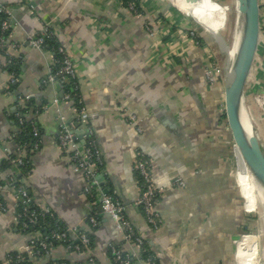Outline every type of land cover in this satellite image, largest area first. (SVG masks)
I'll use <instances>...</instances> for the list:
<instances>
[{"label": "crops", "instance_id": "1", "mask_svg": "<svg viewBox=\"0 0 264 264\" xmlns=\"http://www.w3.org/2000/svg\"><path fill=\"white\" fill-rule=\"evenodd\" d=\"M206 2L142 0L140 13L133 14L119 0H0L14 23L6 54L0 52V164L11 154L29 159V173L20 181L35 205L50 208L65 227H77L91 241L90 249L81 252L57 242L49 253L30 256L32 264H116L112 246L124 252L134 248L102 211L101 190L114 191L122 201L158 264H236L234 240L242 232L246 201L243 177L234 171L238 150L223 116L227 72L208 83L205 53L212 43L202 37L206 46L199 49L188 35L191 29L178 28L180 10L205 26ZM259 3L261 37L246 81L252 93L264 90V0ZM44 22L74 64L79 96L100 149L99 186L92 196L85 191L84 175L73 169L58 143L61 122H74L78 112L62 98L58 81L48 79L52 51L25 42ZM13 59L17 73L7 68ZM131 114L135 121L127 119ZM19 116L33 119L40 131L38 146L20 152L14 140ZM259 120L256 134L264 148V117ZM74 131L83 143L84 132ZM136 149L152 159L157 184L184 179L182 187L167 188L160 197L156 209L162 223L156 229L134 204ZM10 163L0 173L5 182L0 185L5 206L0 210V264L31 237H41L22 230L16 219L19 185L13 175L20 169L13 159Z\"/></svg>", "mask_w": 264, "mask_h": 264}, {"label": "built area", "instance_id": "2", "mask_svg": "<svg viewBox=\"0 0 264 264\" xmlns=\"http://www.w3.org/2000/svg\"><path fill=\"white\" fill-rule=\"evenodd\" d=\"M142 2V0H141ZM129 9L136 11L134 4L127 3ZM14 26L13 17L10 9L0 3V52L6 54V36L3 35ZM195 32L189 31V36L195 38ZM54 39V33L49 22H44L40 29L34 34H28L25 42L40 50H49L46 47V41ZM55 52L62 56L61 59L52 57L53 64L59 63V67L51 70L48 79L51 81H58L57 75H66L70 78H76V69L70 57L66 54L64 48L58 44L55 48ZM9 59V58H8ZM211 61V60H210ZM11 63V60H8ZM205 79L208 83L212 84L216 81V78L221 74V67L215 63L207 62L204 69ZM13 78L12 81H16ZM77 86L75 85L74 88ZM77 97V101L80 105L78 115L74 122L63 124L61 122L58 143L61 149L68 154L70 164L73 169L81 172L86 181L85 187L86 193L92 194L98 189L99 179L98 173L100 172L101 155L99 146L94 138L93 130L88 124L90 114L82 104L80 96L74 92ZM70 93L68 91H62V98L68 99ZM264 106V102H263ZM129 121H135V115H128ZM20 124L23 123V118L19 116ZM31 130V135L34 138L33 143L29 149L38 146V140L40 131L36 125V122L32 119L28 122ZM83 128V143L78 141L75 128ZM141 130V128H138ZM26 146V144H24ZM23 145V146H24ZM19 152L21 147L18 146ZM16 165L21 171V167H28L30 164L29 159L17 157L14 159ZM153 161L142 150L136 149L134 152L133 171L136 179V185L138 189V196L134 201V204L143 213L147 223L153 229H156L162 223L161 216L157 211V204L160 197L167 188L182 187L184 185V179L182 177H175L166 185H160L155 182L153 176ZM28 175V170L24 172ZM1 186H0V210H4L5 206L1 200ZM17 201L19 204V210L16 212V219L19 222L21 229L26 231L31 226L36 225L39 221L46 222V220H53L57 223L54 226L48 225V231L44 236L31 237L28 244L23 250L16 253L9 254L4 264H31L29 257L32 255H41L49 253L57 242H62L66 249L74 250L77 252L90 249V238L85 232L78 230L77 227H65L62 226L57 220L55 213L48 207H37L32 201L27 189L22 185L17 188ZM99 201L102 211L108 214L115 223L118 230L123 233L125 240L131 242L133 249L129 252H124L116 246L111 247V257L116 264H132L139 262L140 264H158L156 256L148 253L144 258L141 257L143 251L146 252L145 241L137 233L135 227L131 224L125 214V205L116 196L114 191L99 193ZM90 221L95 224V218L91 217ZM75 239V242L72 239Z\"/></svg>", "mask_w": 264, "mask_h": 264}, {"label": "rangeland", "instance_id": "3", "mask_svg": "<svg viewBox=\"0 0 264 264\" xmlns=\"http://www.w3.org/2000/svg\"><path fill=\"white\" fill-rule=\"evenodd\" d=\"M206 4L208 5L204 9L207 14L205 19L202 20L205 26L187 14L190 16L189 19L186 13L180 10L183 19H181L178 28L183 30V27H189L191 31L203 37L207 43H212L206 48L207 54L205 53V55L207 56V61L219 65L223 73L233 66L235 58L233 51L238 44L236 36L237 25H240L241 21L235 0H208ZM192 10L195 11L194 8ZM187 21H191V23L185 25L189 23ZM251 91L250 87L246 88L245 84L243 106L256 131L260 123L259 117L260 119L264 117V90L261 89L253 93ZM237 150V165L236 169L234 167V171L236 170L235 176L239 173L240 177H243L242 194L245 197L247 211L242 225L244 232H240L234 240V253L238 244L236 264H264V220L262 221L260 214L255 186L251 181L244 159L239 149Z\"/></svg>", "mask_w": 264, "mask_h": 264}, {"label": "water", "instance_id": "4", "mask_svg": "<svg viewBox=\"0 0 264 264\" xmlns=\"http://www.w3.org/2000/svg\"><path fill=\"white\" fill-rule=\"evenodd\" d=\"M235 4L241 23L237 25L238 45L233 66L226 70L224 113L234 148L244 155L264 187V148L243 106L245 84L260 39V3L259 0H235Z\"/></svg>", "mask_w": 264, "mask_h": 264}, {"label": "trees", "instance_id": "5", "mask_svg": "<svg viewBox=\"0 0 264 264\" xmlns=\"http://www.w3.org/2000/svg\"><path fill=\"white\" fill-rule=\"evenodd\" d=\"M119 1L122 4V6H121L122 9L128 10L130 13H133V14L140 13V11H141V0H119ZM127 3L134 4V6L136 8V11H133V10L129 9ZM9 33H10V30L7 31L3 35H5L7 37L9 35ZM194 34H195V38H193V37H191V38L194 39L193 42H195V41L197 42L195 45L197 47H199V49H201V48L205 49L206 44H205L203 38L201 36L197 35L196 32ZM58 44H59V42L57 41V39L55 37H54V39H49V40L46 41V47L50 51H52L53 56H55L58 59H61L62 56L60 54H58L57 52H55V48H56V46ZM209 60H210V58H209ZM17 67H18V65L15 63L14 59H13V62H11L7 66L9 71H13V72H16V73H17ZM58 67H59V63H56V65L53 64V67H52L53 72ZM56 78L58 79V84H59L61 90L62 91H68L70 93V97L68 99H66V101L70 102V104L72 105V108L74 107V110L78 112L80 105H79V103L77 101V97L74 95V92H76L79 95V87H78V79H77V77L76 78H70L69 76H66V75H62V76L61 75H57ZM216 80H217V78H216ZM75 85L77 86L76 88H74ZM223 116L225 117L224 110H223ZM30 129L31 128H30L28 122L24 120L23 123L20 124V131L18 132V134L14 138V140L16 142V145H19L20 147L22 146V151H23V149L30 148L31 144L34 141V138L31 135V130ZM24 144H26V146ZM16 158H17V156H15L14 154H11L8 157L7 160L3 161L0 164V173L4 169L8 168L11 165L10 160H12V159L14 160ZM29 169H30L29 165L26 168L25 167H21L20 175H18V176L13 175L15 177V179H16V183L15 184H17V185H21L22 184L23 185V183L20 180H21V178H24L27 175L24 172H26L27 170L29 172ZM4 184H5V182H4V180H2V178L0 176V185H4ZM56 219L58 220V218H56ZM60 223H61L62 226H64L62 222H60ZM55 224H57V223L54 220H53V222L51 220H46V222L39 221L36 225L31 226L28 229H26L25 232L30 233V234H33V233L40 234L41 233L40 236H44L46 234V232L48 231V225L54 226ZM242 229H243V227H242ZM242 232H244V231L242 230ZM88 237H89V235H88ZM90 246H91V242H90ZM145 247H146V252L143 251L141 253V257L142 258H144L148 253L153 254V252L149 249V247L147 246L146 243H145ZM134 263H132V264H134Z\"/></svg>", "mask_w": 264, "mask_h": 264}, {"label": "bare ground", "instance_id": "6", "mask_svg": "<svg viewBox=\"0 0 264 264\" xmlns=\"http://www.w3.org/2000/svg\"><path fill=\"white\" fill-rule=\"evenodd\" d=\"M237 36V35H236ZM238 43V41H237ZM238 45V44H237ZM237 45L235 46L234 48V51H233V54L235 55V52H236V49H237ZM244 101V100H243ZM247 113V112H246ZM253 125V124H252ZM238 149V148H237ZM240 151V150H239ZM241 153V152H240ZM243 159H244V162L248 168V171H249V174H250V178H251V181L252 183L254 184L255 186V190H256V193L258 195V202H259V209H260V214H261V217H262V221L264 220V187L263 185L261 184V182L259 181V176L257 174V172L252 169L249 165H248V162L246 160V158L244 157V155L241 153ZM244 237V236H243ZM236 251H237V248H236ZM236 254V252H235Z\"/></svg>", "mask_w": 264, "mask_h": 264}]
</instances>
